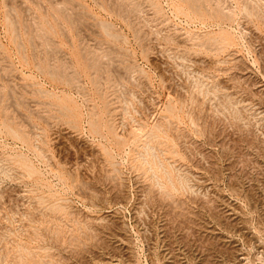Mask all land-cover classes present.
<instances>
[{
  "label": "rangeland",
  "instance_id": "1",
  "mask_svg": "<svg viewBox=\"0 0 264 264\" xmlns=\"http://www.w3.org/2000/svg\"><path fill=\"white\" fill-rule=\"evenodd\" d=\"M0 264H264V0H0Z\"/></svg>",
  "mask_w": 264,
  "mask_h": 264
},
{
  "label": "bare ground",
  "instance_id": "2",
  "mask_svg": "<svg viewBox=\"0 0 264 264\" xmlns=\"http://www.w3.org/2000/svg\"><path fill=\"white\" fill-rule=\"evenodd\" d=\"M182 135V134H181ZM186 139V138H185ZM149 143V142H148ZM186 145V144H185ZM155 160V159H154ZM164 166V165H163ZM176 168V167H175ZM150 169H151V167H150ZM164 169H165V167H164ZM177 169V168H176ZM180 171V170H179ZM165 173H166V171H165ZM156 175V174H155ZM169 175V174H168ZM183 175H185V174H183ZM153 176V175H152ZM169 177V176H168ZM182 177V176H181ZM172 182V181H171ZM158 184H159V181H158ZM184 186V185H183ZM173 205V204H172ZM55 206V205H54ZM172 207V206H171ZM94 234V233H93ZM32 254V253H31ZM46 262V261H45Z\"/></svg>",
  "mask_w": 264,
  "mask_h": 264
}]
</instances>
